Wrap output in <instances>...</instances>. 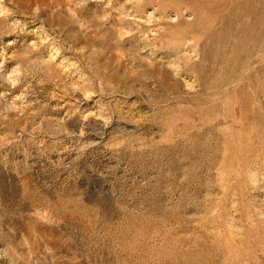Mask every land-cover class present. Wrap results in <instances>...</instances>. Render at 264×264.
Listing matches in <instances>:
<instances>
[{
    "label": "rangeland",
    "instance_id": "1",
    "mask_svg": "<svg viewBox=\"0 0 264 264\" xmlns=\"http://www.w3.org/2000/svg\"><path fill=\"white\" fill-rule=\"evenodd\" d=\"M0 264H264V0H0Z\"/></svg>",
    "mask_w": 264,
    "mask_h": 264
}]
</instances>
